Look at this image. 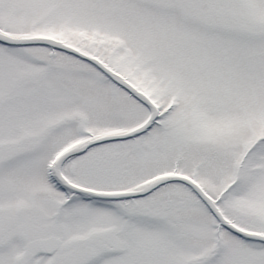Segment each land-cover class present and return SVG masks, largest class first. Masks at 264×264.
I'll use <instances>...</instances> for the list:
<instances>
[{
	"label": "snow or ice",
	"instance_id": "snow-or-ice-1",
	"mask_svg": "<svg viewBox=\"0 0 264 264\" xmlns=\"http://www.w3.org/2000/svg\"><path fill=\"white\" fill-rule=\"evenodd\" d=\"M0 264H264V0H0Z\"/></svg>",
	"mask_w": 264,
	"mask_h": 264
}]
</instances>
